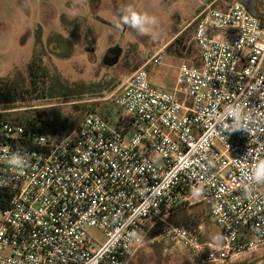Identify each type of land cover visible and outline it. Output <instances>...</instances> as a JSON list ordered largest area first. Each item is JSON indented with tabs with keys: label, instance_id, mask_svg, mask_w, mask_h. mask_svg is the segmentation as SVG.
Listing matches in <instances>:
<instances>
[{
	"label": "built area",
	"instance_id": "1",
	"mask_svg": "<svg viewBox=\"0 0 264 264\" xmlns=\"http://www.w3.org/2000/svg\"><path fill=\"white\" fill-rule=\"evenodd\" d=\"M212 3L194 17L199 65L180 63L171 91L135 69L112 98L124 112L115 126L95 111L59 134L0 119V264H127L152 230L192 264L264 248V182L250 180L264 161V13ZM194 202L217 243L168 222Z\"/></svg>",
	"mask_w": 264,
	"mask_h": 264
},
{
	"label": "rangeland",
	"instance_id": "2",
	"mask_svg": "<svg viewBox=\"0 0 264 264\" xmlns=\"http://www.w3.org/2000/svg\"><path fill=\"white\" fill-rule=\"evenodd\" d=\"M210 1L0 0V78L14 80L19 73L25 76L27 63L37 57L46 73L39 93L26 94L31 97L18 99L13 109L0 102L1 116L44 111L48 124L55 128L52 133L59 134L72 129L88 110H94L115 126L117 116L124 112L112 98L135 69L144 66L155 87L171 91L178 65L196 64L194 17ZM126 5L156 18L148 33L141 34L120 22V11ZM255 9L256 15L264 13V0H256ZM37 35L41 45L35 42ZM116 44L121 47L117 63L104 66L103 54ZM158 52V62L146 63ZM56 119L67 128L62 129ZM168 222L200 225L195 233L201 241H213L218 231L201 202L171 213ZM157 232L151 231L127 264H192L182 245ZM88 233L94 241L103 240L97 230L88 229Z\"/></svg>",
	"mask_w": 264,
	"mask_h": 264
},
{
	"label": "trees",
	"instance_id": "3",
	"mask_svg": "<svg viewBox=\"0 0 264 264\" xmlns=\"http://www.w3.org/2000/svg\"><path fill=\"white\" fill-rule=\"evenodd\" d=\"M213 1L212 5L219 9H225L226 3L229 1L235 0H211ZM36 44L41 45V38L37 35ZM40 58L37 57L36 60L31 59L27 63L26 75L23 76L20 73L13 80L0 78V102L5 103L7 109H13L16 107L15 102L20 98H28L31 96H25L28 93H39V84L43 83L45 79V71L41 68L39 64ZM195 66L199 65L198 57ZM43 89V88H41ZM38 96H35V98ZM94 111V110H88ZM46 113L44 111L34 110L28 114H16L11 118H5L1 116L0 119H7L13 122L21 123L26 128L37 129L44 132H54L55 128L52 124H48L46 118ZM58 124H61L62 129H66V124L61 120L56 119ZM111 121V119L109 120ZM7 207V193L4 190L0 189V209ZM193 224V221L190 223ZM217 237V234H216ZM264 248L258 250L253 254L263 252Z\"/></svg>",
	"mask_w": 264,
	"mask_h": 264
},
{
	"label": "clouds",
	"instance_id": "4",
	"mask_svg": "<svg viewBox=\"0 0 264 264\" xmlns=\"http://www.w3.org/2000/svg\"><path fill=\"white\" fill-rule=\"evenodd\" d=\"M120 22L128 25L130 28L136 29L141 34H146L150 30V26L156 23V18L146 12L137 11L131 5H126L120 11ZM241 105H236L232 112L237 115ZM237 125H233L236 127ZM231 130V129H230ZM10 163L20 164V159L15 154L10 158ZM250 180L257 183L264 182V161H260L255 165L250 173Z\"/></svg>",
	"mask_w": 264,
	"mask_h": 264
},
{
	"label": "water",
	"instance_id": "5",
	"mask_svg": "<svg viewBox=\"0 0 264 264\" xmlns=\"http://www.w3.org/2000/svg\"><path fill=\"white\" fill-rule=\"evenodd\" d=\"M238 1L241 2L243 5H245L251 14L256 15V9H255L256 0H238ZM120 53H121V47L118 44L108 47L101 58V63L104 66H108V67L113 66L114 64L117 63ZM263 263H264V251L257 254H250L229 261L224 264H263Z\"/></svg>",
	"mask_w": 264,
	"mask_h": 264
},
{
	"label": "crops",
	"instance_id": "6",
	"mask_svg": "<svg viewBox=\"0 0 264 264\" xmlns=\"http://www.w3.org/2000/svg\"><path fill=\"white\" fill-rule=\"evenodd\" d=\"M175 74H176V71H175ZM217 233H218V231H217ZM212 242H216L217 243V237H215Z\"/></svg>",
	"mask_w": 264,
	"mask_h": 264
}]
</instances>
